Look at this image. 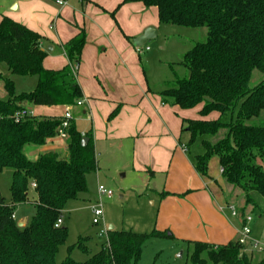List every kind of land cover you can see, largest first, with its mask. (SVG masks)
I'll return each mask as SVG.
<instances>
[{
  "label": "trees",
  "instance_id": "trees-1",
  "mask_svg": "<svg viewBox=\"0 0 264 264\" xmlns=\"http://www.w3.org/2000/svg\"><path fill=\"white\" fill-rule=\"evenodd\" d=\"M131 2L157 7L161 24L207 28V38L181 57L179 64L187 73L176 74L159 94L165 103L182 109L201 106L204 117L219 113L216 119L183 120L189 135L186 150L203 176L216 157L226 181L242 192L246 204L259 207L254 196L264 198V0H123ZM42 40L38 32L2 17L0 65L7 73L0 71L6 91V97H0V172L11 168L13 174L11 202L0 196V264H140L149 240L173 234L108 230L107 243L88 260H56L68 237V228L56 226L57 221L69 200L88 191V175L97 170L98 160L92 132L82 135L74 120L66 130L64 151H43L35 160L25 153L26 146L42 147L56 138L63 121L22 114L26 103L75 106L83 96L72 65L79 63L85 32L65 44L71 65L62 69L44 66L47 51ZM14 76H35L37 84L17 93ZM84 137L89 138L85 146ZM195 145L198 150L193 152ZM31 191L36 211L21 227L13 215L18 205L30 201ZM186 244L191 264H264V257L254 263L242 254L238 240ZM77 245L82 248V241Z\"/></svg>",
  "mask_w": 264,
  "mask_h": 264
},
{
  "label": "crops",
  "instance_id": "crops-1",
  "mask_svg": "<svg viewBox=\"0 0 264 264\" xmlns=\"http://www.w3.org/2000/svg\"><path fill=\"white\" fill-rule=\"evenodd\" d=\"M3 16L43 37L42 47L47 51L44 66L49 69L71 65L65 44L85 32L75 76L83 95L80 107L86 116L73 120L82 135L92 132L98 168L104 152L114 154L118 166L131 165L147 190L157 197L152 201L157 205L156 229L169 231L174 240L185 245L188 241L224 245L238 240L243 218L250 213L240 206L244 195L223 177L216 157L210 160L207 175L203 176L186 150L189 135L184 132L183 120L216 119L219 113L202 117L201 106L182 109L165 103L159 94L170 82L168 72L173 70L171 81L178 73L170 65L177 49L170 54L164 46L167 27L172 25L160 23L157 7L142 2L123 4V0H67L65 5L56 0H17L13 9L0 12V22ZM149 27L157 30L151 41L161 53L153 54L151 41L142 46L150 49L141 54L133 44L134 38ZM146 64L153 65L152 73L146 70ZM0 71L7 73L2 65ZM14 81L19 93L33 90L37 77L14 76ZM0 97H6L1 79ZM25 107L35 116L44 113L40 117H62L67 108L29 103ZM26 148L31 154L28 158L35 160L43 151H64L67 142L56 137L45 146ZM237 204L239 218L230 212V207ZM28 221L19 220L24 225Z\"/></svg>",
  "mask_w": 264,
  "mask_h": 264
},
{
  "label": "rangeland",
  "instance_id": "rangeland-1",
  "mask_svg": "<svg viewBox=\"0 0 264 264\" xmlns=\"http://www.w3.org/2000/svg\"><path fill=\"white\" fill-rule=\"evenodd\" d=\"M16 3L17 0H0V12L13 9ZM167 29V39L164 46L170 54L177 49L172 54L173 58L171 60L173 62L170 65L179 76L183 77L187 70L179 64L181 57L196 42L204 41L207 38L208 30L207 28H188L176 25L167 27ZM154 44L153 41L149 43L153 48V54L161 53ZM148 55L149 53H146V56ZM154 66L156 67V65ZM145 68L149 73L153 72L152 64L151 66L146 64ZM168 75H171L168 80L172 82L173 70H170ZM255 78L257 80V77ZM19 86L18 83L17 89H19ZM43 114L39 113L37 115ZM71 114L74 119L86 116L83 113V108L77 105L71 108ZM217 139L218 137H214L212 140ZM192 150L196 152L198 150L197 145L192 147ZM25 152L27 157L30 158L31 154L27 148ZM115 158L116 155L104 152L100 157L99 168L88 175V191L81 194L77 199H71L67 202L62 213V225L68 228V237L65 243L60 246L56 255L58 262L64 261L68 256L79 262L88 260L107 243L110 226H113L116 230H133L141 233H150L156 229L157 205L154 206L152 201H155L157 197L151 190H147L143 179L133 171L131 165L120 168ZM12 174L13 170L11 168H6L0 172V196L7 202L12 200L10 192ZM100 185L112 190L114 195L112 197L101 195L98 192ZM29 197L30 201L28 203L17 206L15 210L17 222L26 218L30 221L35 214L36 195L31 191ZM254 198L259 207L246 204L245 198L240 206L244 205L246 209L248 208L253 219L251 223V240L247 241L241 253L246 254L255 263L264 257V199L258 194ZM238 204L234 208L240 216L241 210ZM100 206L104 215L99 224H95L93 210ZM230 212L232 214L231 207ZM101 231H105L106 234L101 235ZM80 241L83 243L82 248L77 245ZM251 243L256 244L257 247L254 249ZM251 251L253 254H251ZM155 261L158 264H191L189 247L170 237L151 239L144 246L140 264H152Z\"/></svg>",
  "mask_w": 264,
  "mask_h": 264
},
{
  "label": "built area",
  "instance_id": "built-area-1",
  "mask_svg": "<svg viewBox=\"0 0 264 264\" xmlns=\"http://www.w3.org/2000/svg\"><path fill=\"white\" fill-rule=\"evenodd\" d=\"M56 2L59 5L67 4V0H56ZM145 49L149 50L150 47H146ZM145 49H143L142 47H137V52L141 54V53H143L145 51ZM76 69H77V64H73L72 65V71H73V73L75 75H76ZM82 104H83V100L82 99H80V100H78L76 102L77 106H81ZM72 107L73 106H67L66 111H65L64 115L62 116L63 121H62L61 126H60V128L58 130V135H57V137L60 138V139H64V140L67 139L68 135H67L66 130L70 126L71 121L74 119L72 114H71V108ZM22 114H30V113L26 110ZM182 147L185 148V146H182ZM35 186H36V184L32 183V187H35ZM98 192L101 195H104V196H107V197H112L114 195V192L112 190L106 189L103 185H100L98 187ZM231 210H232V216L237 217L238 213L235 211L234 206H231ZM93 212H94V216H95L94 223L95 224H99V221L101 220V218L104 215L102 207L100 206V207L94 208ZM13 217L15 218V215H13ZM252 220L253 219L250 216V214L244 216V218H243V226H242V229H241L240 237L238 238V242L240 244H242L243 246L247 243L248 240H250V235L252 233V228H251ZM62 222H63V220H62V217H61L60 219H58L56 226L62 225ZM100 234L104 235V234H106V232L105 231H101ZM254 247L256 248L257 245L255 244Z\"/></svg>",
  "mask_w": 264,
  "mask_h": 264
},
{
  "label": "water",
  "instance_id": "water-1",
  "mask_svg": "<svg viewBox=\"0 0 264 264\" xmlns=\"http://www.w3.org/2000/svg\"><path fill=\"white\" fill-rule=\"evenodd\" d=\"M156 35H157V30L153 27H149L143 32V34L134 38L133 44L136 47H142L145 44H147L149 41L154 39L156 37ZM88 141H89V138L84 137L82 139V145L85 146L88 143ZM18 225L21 227L24 226V224L22 222H19ZM113 229H114L113 226L109 227V230H113Z\"/></svg>",
  "mask_w": 264,
  "mask_h": 264
}]
</instances>
